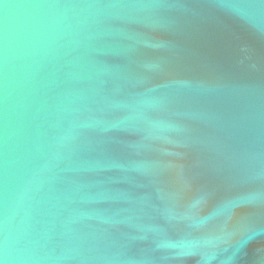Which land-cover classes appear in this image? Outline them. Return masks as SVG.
Here are the masks:
<instances>
[{"label":"water","instance_id":"1","mask_svg":"<svg viewBox=\"0 0 264 264\" xmlns=\"http://www.w3.org/2000/svg\"><path fill=\"white\" fill-rule=\"evenodd\" d=\"M0 264H264V0H0Z\"/></svg>","mask_w":264,"mask_h":264},{"label":"snow or ice","instance_id":"2","mask_svg":"<svg viewBox=\"0 0 264 264\" xmlns=\"http://www.w3.org/2000/svg\"><path fill=\"white\" fill-rule=\"evenodd\" d=\"M252 236H253V234L250 233V234L248 235V237H246V239H251ZM246 239L241 240V241L239 242V244H240L241 246L245 245V243H246Z\"/></svg>","mask_w":264,"mask_h":264}]
</instances>
